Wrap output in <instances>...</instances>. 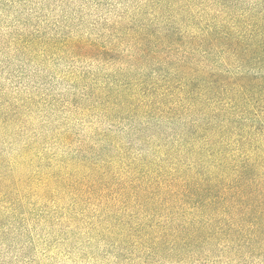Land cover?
<instances>
[{
	"label": "trees",
	"instance_id": "trees-1",
	"mask_svg": "<svg viewBox=\"0 0 264 264\" xmlns=\"http://www.w3.org/2000/svg\"><path fill=\"white\" fill-rule=\"evenodd\" d=\"M75 1L0 0V264H264V0Z\"/></svg>",
	"mask_w": 264,
	"mask_h": 264
},
{
	"label": "rangeland",
	"instance_id": "rangeland-1",
	"mask_svg": "<svg viewBox=\"0 0 264 264\" xmlns=\"http://www.w3.org/2000/svg\"><path fill=\"white\" fill-rule=\"evenodd\" d=\"M76 4L78 3V0L75 1ZM46 10L44 12V19L48 24H52L55 21L59 20L63 14H65L68 17L73 18L72 13H74L72 10H63L61 12L58 7L56 6L55 2H48L46 5ZM2 18L0 19V26H6L13 20V12L10 14H2ZM97 18V16H93L91 18H84L85 25H88L90 22L94 21ZM39 257V255L37 254ZM40 264H70L67 261L61 260V259H53V260H40ZM90 264V263H89Z\"/></svg>",
	"mask_w": 264,
	"mask_h": 264
}]
</instances>
